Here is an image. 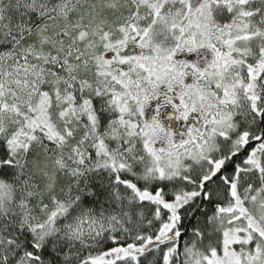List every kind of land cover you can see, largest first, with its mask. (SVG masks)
I'll return each instance as SVG.
<instances>
[{
	"label": "snow or ice",
	"instance_id": "obj_1",
	"mask_svg": "<svg viewBox=\"0 0 264 264\" xmlns=\"http://www.w3.org/2000/svg\"><path fill=\"white\" fill-rule=\"evenodd\" d=\"M0 264H264V0H0Z\"/></svg>",
	"mask_w": 264,
	"mask_h": 264
}]
</instances>
